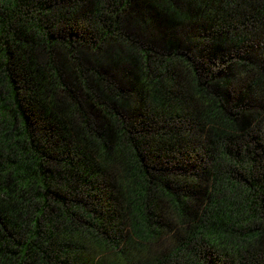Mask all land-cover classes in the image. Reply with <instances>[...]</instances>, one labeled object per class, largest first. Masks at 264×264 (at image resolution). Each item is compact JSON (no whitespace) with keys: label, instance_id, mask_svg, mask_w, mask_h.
Segmentation results:
<instances>
[{"label":"trees","instance_id":"16d2710c","mask_svg":"<svg viewBox=\"0 0 264 264\" xmlns=\"http://www.w3.org/2000/svg\"><path fill=\"white\" fill-rule=\"evenodd\" d=\"M0 264H264V0H0Z\"/></svg>","mask_w":264,"mask_h":264}]
</instances>
